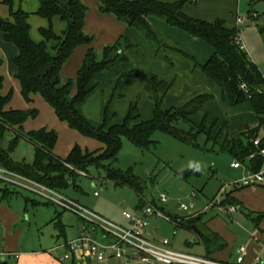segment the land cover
Masks as SVG:
<instances>
[{
	"label": "trees",
	"instance_id": "trees-1",
	"mask_svg": "<svg viewBox=\"0 0 264 264\" xmlns=\"http://www.w3.org/2000/svg\"><path fill=\"white\" fill-rule=\"evenodd\" d=\"M37 1L39 9L35 14L48 24L46 28L39 29L42 38L39 43H34L29 36L28 14L21 9L13 11L10 0L1 2L9 7V18L0 17V31L4 40L17 49L13 63L20 94L26 103H31L32 95L39 94L59 121L81 136L99 142L103 149L89 152L75 145L65 158L55 156L53 149L58 138L56 132L46 129L23 132L22 127L26 120L37 116L35 109H5L12 92L2 96L3 78L0 75V167L58 193H63L68 183L79 176L78 172L87 175L88 169L95 167L102 170L105 180L129 187L141 200L144 191L142 181L132 171L123 173L113 164L117 160L123 139L140 149L148 150L155 144L152 135L156 131L188 144H193L192 140L198 134L204 133L221 153L228 154L233 161L244 164L251 172H259L264 167V158L258 154L259 149L253 144L260 138L259 148H264V77L246 52L235 44L238 30L234 26L228 25L224 20L206 22L188 17L184 8L196 4L198 0H178L174 3L156 0H97L101 13L114 16L151 43L156 62L172 68H175V59L189 62L190 72H201L210 84L220 90L224 101L231 107L248 103L256 116L257 126L249 128L245 124L241 132L229 138V124L226 121L222 122L214 136H211V131L218 124L217 120L212 121L209 131L206 124L207 115L203 116L199 125H194L191 118L204 111L206 105L214 100L213 95L203 91L192 93L175 107L164 108L165 96L169 91L177 89L181 83L176 74L170 78L156 74L147 77L144 93L152 103L148 120L140 119L139 97L129 103L125 115L120 117L114 105L123 99L125 88L137 82L139 73L135 68L120 72L107 83L102 90V120L99 125H94L85 120L80 111L86 97L98 87L97 83L91 84L93 78L121 65L132 64L130 56L133 62L140 63L143 59V49L127 37L120 36L113 45L104 47L101 57L98 58L93 48V37L83 32L87 12L85 5L79 0ZM54 18L65 24V30L60 36L52 30ZM151 19H159L168 26L185 32L192 39L202 41L213 49V55L204 64H199L195 57L155 30L150 23ZM49 43H54L53 54L49 52ZM79 46L87 48L82 65L74 79L63 81L60 75L62 66ZM243 85L245 89L241 88ZM182 122L190 126L187 134L181 133L177 128ZM8 131L13 132L14 136L9 140L6 149L1 143ZM20 135L35 146V159L30 166L13 163L9 157V152L17 145ZM252 154L254 157L248 160ZM105 162L108 164L105 165ZM198 176L199 173L191 170L178 174L185 182ZM228 201L226 199V202ZM169 217L177 228L190 231L195 228L206 252L208 251L210 234L200 229L198 218L182 220L174 216Z\"/></svg>",
	"mask_w": 264,
	"mask_h": 264
},
{
	"label": "rangeland",
	"instance_id": "rangeland-1",
	"mask_svg": "<svg viewBox=\"0 0 264 264\" xmlns=\"http://www.w3.org/2000/svg\"><path fill=\"white\" fill-rule=\"evenodd\" d=\"M10 1L13 11L20 9L19 7L22 6V2L19 0ZM79 1L81 2V0ZM86 3L87 2H83L82 4L87 7V12H89L90 9V14L92 8ZM27 7H30V5ZM205 12H209V9L204 8L202 13ZM0 13L7 17L5 19H8L9 7L7 5H0ZM251 15H254V18L251 19ZM238 16L243 20V24L237 27L242 45L248 57L257 65L264 77V0H241L239 3ZM155 20H158L160 23L163 22L159 19ZM154 29L164 36L163 31L155 27ZM87 31L89 34H92L86 35L93 37V48L97 57L100 58L102 49L108 46V44H104L106 40L104 37H100L102 35L97 33L99 30L96 28L87 29ZM36 32V29H32V31H30L31 36L35 38ZM136 34L140 38V41L143 40V46L141 44L140 47L143 49L144 54L145 45H151V43L147 42L141 34ZM98 35L100 38H98ZM164 37L166 38V36ZM96 42L97 45H95ZM179 47L187 54L195 57L198 60L197 62L205 61L204 57L207 55L205 50H211L207 45H204L201 49L200 47H195L196 50H190L189 47L185 46ZM129 58L132 64H135L134 68L138 70L139 77L137 82H141L145 75V71L139 68L138 63L132 61V56ZM181 64L190 66V68L188 67L189 71L186 72V70H183L180 72V70H178L176 75L180 78V81H185L187 83L193 79V73L196 71L190 72L191 64L189 62ZM180 85L178 87H180ZM186 91H188V89ZM212 93H215L213 94L215 101L212 109H210V118L213 119L218 116L222 117L227 115V117L234 119L237 123L241 117H246L244 112L240 113V108H233L227 102H224L218 90L215 89ZM126 95L128 97L130 96V94ZM145 97L147 98L146 95ZM187 97H189V95H186V98H183L180 102L186 100ZM15 98L13 99V103H15ZM40 104L45 103L43 101L39 103V99L34 102L33 108L38 110V114L35 118H28L26 120L23 125L24 133L39 128L55 131L59 137V141L55 147V154L61 157L66 154L69 141L73 143V145L77 144L82 149H94L95 142L92 139L90 140L80 135H70L67 131H62V128L59 127L60 124L54 123L52 117L45 112V109ZM116 105L117 103L114 105L115 111H117L115 108ZM138 105H140V98ZM164 106L165 104H163V107ZM244 106L246 107L247 105ZM91 110L94 114L96 105H93ZM142 111L144 115V110L141 109V112ZM222 122H225V120ZM219 126L221 125L218 124L217 128ZM177 128L183 134H187L190 130V126L183 122L179 123ZM13 136L14 133L11 131L6 132L1 145L7 149V144ZM152 140L155 144L150 149L144 150L134 146L128 140L123 139L120 151L117 155V160L113 164L114 167L118 168L123 173L129 170L132 171L133 174L143 182L142 187L144 191L142 199L144 204L150 203L152 200L157 202L158 196L160 195L159 188L167 185L163 192L167 198V203L163 205L166 213L168 211L176 217H182L190 214L191 211L188 213L181 212L178 210L179 205L183 204L190 206L193 204L197 207L196 210L203 209L209 206L210 200L219 195L221 187L224 188V190H229V188L233 186V182L240 178L241 170L236 172L230 168V164L234 162L233 159L228 154L221 153L214 147L204 133L198 134L196 138L192 140L193 144L182 142L166 133L157 131L152 135ZM9 157L13 163L30 166L35 159L34 145L24 136L20 135L17 145L9 152ZM191 161L201 163L202 171L199 172L198 177L191 178L188 182H185L178 177V174L189 171L190 169H188L187 166ZM104 164L107 165L108 162ZM211 164L213 165L211 166ZM5 189H8L10 193L9 198L2 197V191ZM0 190V207L4 209V211L0 212V246L5 238L6 231L15 235L18 240L20 239L22 245H28V249H35L39 247V244L42 246L47 245L45 239H47V236L51 235L52 231L54 232L56 230L57 236L59 234L55 227L57 224V215L63 218L68 227H72L75 223L79 224V219L72 213L65 211L61 213L60 209L55 208L50 203L46 205L45 199L22 187L14 185L7 186L0 183ZM94 193H97L98 196L94 197ZM191 193H194L195 196L192 197ZM63 194L69 199L77 201L80 205L93 213L98 214L116 225L118 224V226L126 224L125 219L122 218V212L126 211L133 214L139 204V197L133 190L125 185H115L105 180L102 170H97L95 167H90L88 169L87 177L78 176L74 181H70L67 188L63 190ZM219 198L220 197H218V199ZM222 213V216L228 220V217L224 215L227 214L226 208L222 209ZM236 214L240 213L237 212ZM188 218L190 217L181 219L186 220ZM240 225V222L237 224L235 222L233 226L236 228V226L239 227ZM154 227H157L159 230L157 238L159 240L167 239L174 250L197 256L203 255V248L200 244L188 246L192 239L188 230L177 228L173 222H167L163 219L150 221L148 229L152 230ZM71 234L72 232L67 233L68 236ZM107 264L118 263L115 260H111Z\"/></svg>",
	"mask_w": 264,
	"mask_h": 264
},
{
	"label": "crops",
	"instance_id": "crops-1",
	"mask_svg": "<svg viewBox=\"0 0 264 264\" xmlns=\"http://www.w3.org/2000/svg\"><path fill=\"white\" fill-rule=\"evenodd\" d=\"M19 1L22 2L21 3L22 6L19 8L23 12L28 14V24L30 27V31H32V29L37 30L36 32L37 34L35 33L36 35L35 38L34 36L33 37L31 36V33L29 31L31 40L34 43L41 42L42 38L39 35V29L46 28L48 24L46 20L35 15L37 10L39 9L38 1L37 0H19ZM130 1H136V0H130ZM156 1L162 2V3H174L178 0H156ZM240 1L241 0H198L196 4L185 7L184 13L190 18H194V19H198L202 21L213 22L215 20H224L226 21L228 25L234 26L236 28L235 18L238 16ZM1 2L2 0H0V5H4ZM81 2L82 3L87 2L86 4H88V6L92 8V12L90 14H89L90 9H89V12H86V16L84 19L83 32L85 34H89L87 29L96 28L100 32V33L99 32L97 33L102 35L100 37H104V39L106 40L104 44H108V46L113 45L120 36H125L132 42L137 43V44L139 43V45L142 44L143 40L140 41V38L136 34L137 32L126 27L125 24L119 22L114 16L110 14L101 13L99 10V4L97 0H86V1L81 0ZM29 5L30 7H27ZM204 8H208L209 12L202 13V10ZM0 17L3 19L7 18L4 14H1V13H0ZM250 18L252 19L254 17L250 16ZM150 23L153 26V28L155 27V28H158L160 31H163L164 36H166L168 40H170L171 42L175 44H178L179 46H182V47L185 46V47H189L190 50H193V49L196 50L195 47H200L201 49V47L203 48L204 45H207L200 40L192 39L185 32L177 28L170 27L163 22L162 23L158 22V20L151 19ZM236 29L238 30V28ZM52 30L54 34L60 36L65 30V24L60 19L54 18L52 20ZM89 35H92V34H89ZM100 37L98 35V38ZM95 45H97V42L95 43ZM53 47H54V43H49L48 49L51 54H53ZM93 47H94V44H93ZM209 48L211 49L210 51L205 50L207 54L206 57H204L205 61L198 62L199 64L201 65L204 64L213 55V49L210 46ZM86 51H87V48L84 46H79L74 49L68 61L62 66L60 75L63 81H66L67 79H74L76 77L82 65ZM16 56H17V49L15 48L13 44L6 42L4 40L3 33L0 31V75L3 78L1 94L2 96H6L9 92H12L11 99L9 103L5 106V109L6 110H20V111H27V110L35 109L33 108L34 102L39 99V103L41 101L45 103V104H40L45 109V112L49 114L50 117H52V119L54 120V123L60 124L58 125L59 127L62 128V131L64 132L67 131V133H69L70 135H80L78 132L72 129H69L65 123L59 121L57 117L55 116L53 110L40 97L39 94L31 96V103H26L23 100L20 94V85L15 78L16 67L13 63V59ZM174 62H175V68H172V67H169L168 65L156 62L154 60L153 46L149 44L145 45L143 59L140 63H138L139 68H141L142 70L144 69L145 75L143 79L141 80V82L138 81L135 85L125 88L123 99L118 101L117 105L115 106V108L117 109L116 112L118 116L123 117L127 111L129 103L134 101V99L138 96L140 98V105H138L140 119L148 120L151 116L152 103L145 97V93H144V83L146 81L145 79L149 75H152V74H156V75H159L165 78H170L171 76L176 74L178 70H180V72H182L183 70H186V72L189 71L188 69L190 68V66L188 65L185 66L181 64L185 62H181L177 59H175ZM134 66L135 64L134 65L133 64L121 65L118 68H114L108 71V73L106 74H99L93 78L91 84L93 85L97 83L98 87H96L94 91L86 97V99L80 106L81 114L85 120H87L88 122L94 125H99L101 123V120H102L101 114H102V108H103V102H104V95L102 94V90L106 87L107 83L111 79L116 77V75L118 76L120 72L124 70L132 69L134 68ZM192 77L193 79L188 81L187 83L185 81L184 82L181 81V85H180L181 88L178 87L177 90L168 92V94L165 96L164 101H163V104H165L164 108L167 109L170 107L177 106L178 104L181 103L180 101L183 98H186V95L190 96L192 93L197 92V91H203L211 95L215 94V93H212L213 91H215V89L220 92L219 89H217L214 85L210 84L206 80L205 76L201 72L199 71L194 72ZM187 89L188 91H186ZM126 94H130V96L128 97ZM220 95H221V92H220ZM17 96H19L20 98ZM36 97H39V98H36ZM14 98L16 99L15 103H13ZM221 98L224 101L222 95H221ZM214 101L215 100L208 103L204 111H202L198 115L191 118V121L194 125L196 126L199 125L203 116L207 115L206 124H207V131H209L213 120H217L218 124L220 125L222 124V121L225 120L229 124L228 125L229 138H232L237 133L241 132L245 124H247L249 128H254L257 126L256 116L254 115L248 103L244 104V105H247L248 107L247 106L245 107L244 105L237 107V108H240V113L244 112V115L247 117V118L244 116L241 117L237 123L235 122L234 119L227 117V115L222 116V117L218 116L217 118H213V119L210 118V109H212L214 105ZM93 105H96V110L94 114L92 113V110H91V107ZM140 107L142 110H144V115L142 114L143 111L141 112ZM35 110L37 111V114H38V110L37 109ZM217 125L211 131V134L213 136L216 134V132L220 128V126L217 128ZM40 129H46V128L29 130L26 132L37 131ZM46 130L53 131L49 129H46ZM58 141H59V137L57 138V142ZM93 141L95 142V145L93 147L94 149H90V150L84 149V150H88L89 152L101 151L103 149V146L99 142L95 140ZM57 142L54 146L53 154L60 158H65L69 154L71 149L75 145H77V144L73 145V143H70L69 141L68 143L69 145L67 147L68 150L66 154L63 157H61L55 154V147L57 146ZM34 150H35V146H34ZM231 164H230V168L233 169L234 171L238 172L239 170H241L240 178H239L240 180L245 175V170L248 168L244 164H242L243 165L242 167L238 169H234L231 167ZM212 165L213 164H211V166ZM0 169H4V168L0 167ZM261 170L264 171V167L261 168ZM80 176L81 175H79V177ZM193 178H196V177H193ZM239 180L233 182V186L229 188V190H224V192L220 195V200L217 205H212L209 208L208 206H206L203 209L196 210L197 207H195L192 204L193 208L188 209L186 211H182L178 207V210L184 213H188L191 211L190 214L184 215L178 218L196 217L199 219L198 226L200 227V229L206 230L210 234L209 242H208V251L206 252L205 246L202 240L200 239V237L198 236L196 229L193 228V231L188 230L192 236V239L190 243L188 244V246L200 244L203 248L204 253L202 256H199V257H206L213 261L232 264V263H235V259L238 255L239 248L244 247L247 250V256L245 257L243 264H264V187L262 186L242 187L237 183ZM0 183H3L4 185H7V186L12 185V184H9L3 181H1ZM163 192H159V193H163ZM60 194L67 197L63 193H60ZM9 196H10V193L8 189H5L2 191L3 198H9ZM142 198H143V194H142ZM226 199H228L229 201L226 202ZM212 200H210V202ZM223 201L224 203H222ZM45 203L46 205H48L49 202L46 201ZM148 204H152L157 209H159L163 214L174 216L170 214L168 211L166 213L165 207L163 206L164 204L160 203L158 200L157 202L155 200H152ZM144 206L145 204L143 202V199L139 200V204L132 215L136 217L140 216L141 209ZM54 207L57 208L56 206ZM231 207L235 208L234 212L229 211ZM223 208L227 209V214H224V215L228 217V220H226L225 217L222 216ZM1 211H4L3 207H0V212ZM237 212H239L240 214H236ZM61 213H63V210H61ZM122 218L125 219L123 215H122ZM159 219L160 218H152L150 221L152 220L158 221ZM56 222L57 224L55 225V227L59 232L58 236H57L56 230L54 232L52 231L51 235L47 236V239H45V242H47V245L42 246L39 244V247H36L35 249H28L27 248L28 245H24V244L22 245L20 239L18 240V238H16L15 235L11 234L9 231H6L5 238L3 239V242L1 243V246H0V257H1L0 264H93V263L98 264L94 259L92 260L82 259V260H73L72 262H61L60 259L63 256V254L66 252V249L64 247L65 244L71 240L76 239L79 236L83 223L79 219V224L75 223V225H73L72 227L70 226L68 227L66 225L67 223L63 220L62 217H60V215H57ZM125 222L126 224L123 226L125 228L129 227L130 225L129 221L125 219ZM235 222L236 224L240 222L241 227L236 226L237 228L236 229L233 226ZM120 226L123 227L122 225ZM148 228L145 230V233H144L145 238L153 242H159L160 240L157 238V235L159 232L158 228L154 227L152 228V230L151 229L149 230ZM68 232H72V234L68 236L67 235ZM97 240L102 244L112 243L111 239L105 238L100 233L97 234ZM8 254H11L12 256L8 257L7 256ZM13 255H17L18 257L15 258ZM194 256H197V255H194Z\"/></svg>",
	"mask_w": 264,
	"mask_h": 264
},
{
	"label": "built area",
	"instance_id": "built-area-1",
	"mask_svg": "<svg viewBox=\"0 0 264 264\" xmlns=\"http://www.w3.org/2000/svg\"><path fill=\"white\" fill-rule=\"evenodd\" d=\"M251 16L254 17V15ZM241 24H243V20L237 16L235 18L236 28ZM234 42L240 50L245 51L239 37V30ZM241 88L245 89V86L243 85ZM259 143L260 138H257L253 142L254 146L259 149L258 154L264 158V148H259ZM253 157L254 154L250 155L248 160ZM242 166V163L239 162H233L231 164V167L234 169H238ZM78 173L83 177L87 176L84 172ZM0 181L22 187L40 196L57 208L72 213L80 219L83 223L80 234L76 239L65 244L64 247L66 252L61 257V262L94 259L98 264H106L111 260H115L119 264H230L213 261L206 257L178 252L171 247L167 239L160 240L159 242L146 239L144 233L152 218H160L167 222H172L169 216L163 214L152 204H145L138 217L123 211V217L130 223L129 227L125 228L104 219L62 194L13 172L0 169ZM237 183L242 187H264V171L260 170L259 172L253 173L249 169H246L245 175ZM223 192L224 188H221L219 195L209 203L208 207L217 205L220 200L218 197H220ZM94 196L97 197V193H94ZM191 196L194 197V193H191ZM158 201L165 204L167 198L163 193H160ZM192 208V204L190 206L183 204L179 205V209L182 211ZM229 211L234 212L235 208L231 207ZM98 233L102 234L105 238L111 239L112 243H100L97 240ZM7 256L11 257L12 255L8 254ZM13 256L15 258L18 257L17 255ZM246 256L247 250L244 247L239 248L235 263L232 264H243Z\"/></svg>",
	"mask_w": 264,
	"mask_h": 264
},
{
	"label": "clouds",
	"instance_id": "clouds-1",
	"mask_svg": "<svg viewBox=\"0 0 264 264\" xmlns=\"http://www.w3.org/2000/svg\"><path fill=\"white\" fill-rule=\"evenodd\" d=\"M187 167L194 173H199L202 171V165L199 162L191 161Z\"/></svg>",
	"mask_w": 264,
	"mask_h": 264
},
{
	"label": "water",
	"instance_id": "water-1",
	"mask_svg": "<svg viewBox=\"0 0 264 264\" xmlns=\"http://www.w3.org/2000/svg\"><path fill=\"white\" fill-rule=\"evenodd\" d=\"M166 186L167 185H165V186H162L161 188H159V192H163L164 191V189L166 188ZM194 241V240H193Z\"/></svg>",
	"mask_w": 264,
	"mask_h": 264
}]
</instances>
